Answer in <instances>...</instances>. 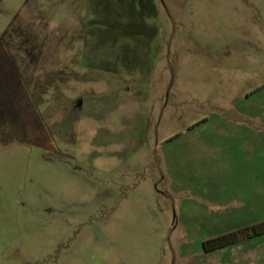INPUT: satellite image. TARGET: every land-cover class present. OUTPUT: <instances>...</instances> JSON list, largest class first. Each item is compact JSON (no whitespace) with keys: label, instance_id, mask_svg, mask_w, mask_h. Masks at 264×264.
I'll return each mask as SVG.
<instances>
[{"label":"rangeland","instance_id":"rangeland-1","mask_svg":"<svg viewBox=\"0 0 264 264\" xmlns=\"http://www.w3.org/2000/svg\"><path fill=\"white\" fill-rule=\"evenodd\" d=\"M262 221L264 0H0V264H259Z\"/></svg>","mask_w":264,"mask_h":264},{"label":"trees","instance_id":"trees-1","mask_svg":"<svg viewBox=\"0 0 264 264\" xmlns=\"http://www.w3.org/2000/svg\"><path fill=\"white\" fill-rule=\"evenodd\" d=\"M239 234L236 232H230L211 238L202 244L203 250L205 252H212L233 245L240 240ZM244 234L245 237L249 238L257 237L264 234V221L253 225L248 231H245Z\"/></svg>","mask_w":264,"mask_h":264},{"label":"crops","instance_id":"crops-1","mask_svg":"<svg viewBox=\"0 0 264 264\" xmlns=\"http://www.w3.org/2000/svg\"><path fill=\"white\" fill-rule=\"evenodd\" d=\"M77 107L78 104H77ZM250 241H252L251 243H257L255 245H252V247L254 248V250L252 251V253H256V248L262 246V254H259L258 256L261 255V257H257L256 259L253 260V262L259 263V264H264V234L257 236V237H252L250 238ZM255 246V247H254Z\"/></svg>","mask_w":264,"mask_h":264},{"label":"water","instance_id":"water-1","mask_svg":"<svg viewBox=\"0 0 264 264\" xmlns=\"http://www.w3.org/2000/svg\"><path fill=\"white\" fill-rule=\"evenodd\" d=\"M81 102H78V106H80Z\"/></svg>","mask_w":264,"mask_h":264}]
</instances>
